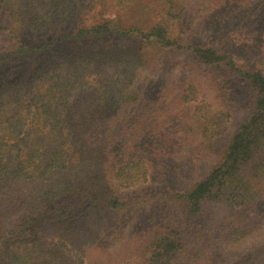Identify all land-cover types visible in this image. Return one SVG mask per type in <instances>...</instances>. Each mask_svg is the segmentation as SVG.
Returning <instances> with one entry per match:
<instances>
[{"label": "trees", "instance_id": "trees-1", "mask_svg": "<svg viewBox=\"0 0 264 264\" xmlns=\"http://www.w3.org/2000/svg\"><path fill=\"white\" fill-rule=\"evenodd\" d=\"M4 35L0 264H264V0H0ZM205 77L250 93L226 142Z\"/></svg>", "mask_w": 264, "mask_h": 264}, {"label": "rangeland", "instance_id": "rangeland-1", "mask_svg": "<svg viewBox=\"0 0 264 264\" xmlns=\"http://www.w3.org/2000/svg\"><path fill=\"white\" fill-rule=\"evenodd\" d=\"M152 11L153 8L151 9V7H148L147 11H145V15L143 16V11L141 13L140 16H138L134 10L129 11L127 14L130 15L131 19H143L145 20L147 17H152ZM189 30L192 36L195 37V39H207V41L209 40V33L201 30L198 26L197 23H194L192 25L189 26ZM1 42H0V49L1 47H3L1 50H3L5 47H9L10 45H13L14 41L7 35H4L1 38ZM240 43V42H238ZM236 45V44H235ZM178 63L176 65H174L172 68H167L166 72L163 73V75L158 74V75H154L152 77L154 82H162V83H166V82H172V80H177L180 76H184L183 74L186 72L188 63L185 62V60L187 59L184 56H180L178 57ZM161 76L164 77V80H161ZM148 80V79H147ZM202 93L201 96L199 98V100H204L209 104H214L216 106L219 105H224L223 103L226 102V99H228V101L232 104L231 107L234 110V113L231 114V118L228 119L227 124L225 125L226 127V134L227 137L225 139V142L231 137V135L234 133V131L236 130L237 127H239V125H241V123L244 122L246 116H247V112H248V107H249V98H250V93L242 90V88L239 87L238 84H234V82H230V79L225 77L224 79V83L226 84L224 88H222L220 85L214 83L211 80H208L206 77L202 80ZM93 94L90 93L86 96H84V98H80L77 100L76 104L79 106L81 103H83L84 101H86L88 99V101L86 102H90L92 103L94 101L93 99ZM84 119V123L89 122L88 120L90 119V117H83ZM224 143V141H223ZM219 151H215L214 155L211 156L210 158L207 159V161L205 163H203V167L207 168L208 166L214 164L215 159H216V153H218ZM177 161L172 164V167H179V165H184V163L186 161H188V158L186 157V151L181 154V153H177ZM188 163L186 162V165L182 166L180 169V174L183 175V172L187 171L189 169V167L187 166ZM171 168V169H173ZM168 174V171H166ZM171 172H175V171H171ZM161 175V177H160ZM160 175L158 174L154 180L155 184H152V186L150 184H148L149 186H145L141 189V192H153V190H157L159 192H163L166 190V188L168 186H179V184H177L176 182H174L175 176L174 175H169V177L165 174L164 170L160 173ZM163 175L168 178L167 181H165L163 179ZM133 194L132 192H130L128 195ZM167 208V207H166ZM173 209L171 206H169L167 208V210H162V208H151V207H146L143 208L140 213L142 214L141 217L147 213L150 214L151 216L148 217H156V215L158 217L160 216H164L166 215L168 212H170ZM176 210L172 211V214L175 213ZM128 229V228H127Z\"/></svg>", "mask_w": 264, "mask_h": 264}]
</instances>
